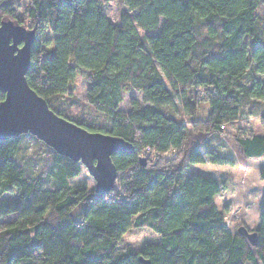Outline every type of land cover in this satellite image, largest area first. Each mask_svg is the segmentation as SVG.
I'll return each mask as SVG.
<instances>
[{
	"label": "trees",
	"instance_id": "1",
	"mask_svg": "<svg viewBox=\"0 0 264 264\" xmlns=\"http://www.w3.org/2000/svg\"><path fill=\"white\" fill-rule=\"evenodd\" d=\"M21 1L0 0V22L36 32L29 86L57 115L119 136L134 152L112 155L114 187L97 196L86 184L69 183L82 165L50 147L46 175L27 174L20 149L34 136L0 141V217L15 214L0 225V264H141L140 257L149 264H264V201L251 245L224 223L215 202L221 184L190 167L226 161L203 153L214 134L245 158L264 157V0H122L117 24L99 0H30L19 19ZM79 75L87 82L85 105L103 115L100 125L67 113ZM129 89L142 99L123 112ZM200 101L208 105L203 118ZM177 103L185 119L171 110ZM249 116L259 131L230 132ZM15 188L16 199L2 198ZM133 227L149 228L158 240L119 251Z\"/></svg>",
	"mask_w": 264,
	"mask_h": 264
},
{
	"label": "rangeland",
	"instance_id": "2",
	"mask_svg": "<svg viewBox=\"0 0 264 264\" xmlns=\"http://www.w3.org/2000/svg\"><path fill=\"white\" fill-rule=\"evenodd\" d=\"M103 11L107 17L115 24L119 23L120 15L124 10L122 0H99ZM30 8V0H22L20 9L18 12L19 19H25L27 12ZM261 16L264 14L262 8L259 12ZM47 36L51 38L53 34L48 31ZM51 45L44 46L45 49L50 48ZM86 87L87 82L82 75L77 76L74 81L72 95L76 98L73 104H71L68 114L74 118L86 119V122L100 125L104 122L103 115L97 113L90 106L85 105L86 101ZM68 97L69 93L65 95ZM135 99L141 102L142 93L133 89L125 90L122 94V102L119 109L123 112H127L130 108V100ZM70 100V99H69ZM68 101V99H67ZM198 117L203 118L208 114V105L204 101H200L196 106ZM171 110L175 112V117L185 119L186 111L179 103L176 107H172ZM242 111L247 110V105H243ZM237 128H242L245 131L258 129V120L256 116H249L244 120L234 121L230 126V132L234 133ZM218 134L212 135L207 143V149H204L203 153H207L209 150L218 152L226 160L224 163L211 164L208 161L201 164L191 165V172L201 173L204 175L214 177L220 184L221 189L215 197V202L218 209L224 211V222L231 231H236L241 225L245 226L250 231H255L260 222L261 213L263 210L264 201V179L260 177V169L264 166V157L245 158L240 155L236 146L230 141H222L219 139ZM201 140L200 136L195 138V142ZM24 147L20 149V153L24 157V167L26 173L29 175H46L48 167L51 165V161L47 159V148L44 143L39 140L27 137L23 141ZM215 148V150L213 149ZM52 149V148H50ZM72 185L86 184L88 187L93 188L95 181L88 173L87 169L82 166L81 173L69 180ZM19 194V189L15 188L13 193L4 194L2 198L8 200H14ZM15 214L7 217H0V225L6 220H12ZM158 235L155 234L147 227L143 228H131L122 237L117 249L119 251H125L131 249L132 251H138L144 244L148 242H156Z\"/></svg>",
	"mask_w": 264,
	"mask_h": 264
},
{
	"label": "water",
	"instance_id": "3",
	"mask_svg": "<svg viewBox=\"0 0 264 264\" xmlns=\"http://www.w3.org/2000/svg\"><path fill=\"white\" fill-rule=\"evenodd\" d=\"M36 32L12 20L0 22V141L30 134L59 155L84 166L95 181L97 196L109 193L117 178L114 153H133L134 145L119 136L89 131L57 115L27 83L30 50ZM140 161L145 165L144 158ZM237 233L251 245L257 232L241 225ZM141 264H149L139 258Z\"/></svg>",
	"mask_w": 264,
	"mask_h": 264
},
{
	"label": "built area",
	"instance_id": "4",
	"mask_svg": "<svg viewBox=\"0 0 264 264\" xmlns=\"http://www.w3.org/2000/svg\"><path fill=\"white\" fill-rule=\"evenodd\" d=\"M222 127V126H221ZM146 152H149V150L148 149H146ZM225 223V222H224ZM226 225V224H225Z\"/></svg>",
	"mask_w": 264,
	"mask_h": 264
},
{
	"label": "crops",
	"instance_id": "5",
	"mask_svg": "<svg viewBox=\"0 0 264 264\" xmlns=\"http://www.w3.org/2000/svg\"><path fill=\"white\" fill-rule=\"evenodd\" d=\"M220 139V138H219ZM212 164V163H211ZM264 167V166H263Z\"/></svg>",
	"mask_w": 264,
	"mask_h": 264
}]
</instances>
